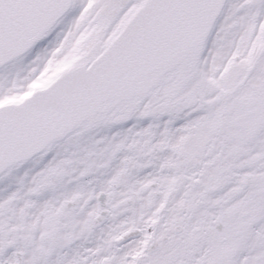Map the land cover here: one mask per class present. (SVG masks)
<instances>
[{
	"label": "snow or ice",
	"instance_id": "snow-or-ice-1",
	"mask_svg": "<svg viewBox=\"0 0 264 264\" xmlns=\"http://www.w3.org/2000/svg\"><path fill=\"white\" fill-rule=\"evenodd\" d=\"M0 264H264V0H0Z\"/></svg>",
	"mask_w": 264,
	"mask_h": 264
}]
</instances>
